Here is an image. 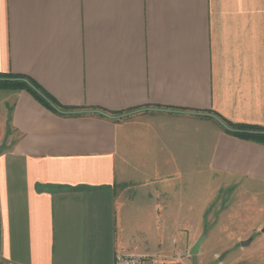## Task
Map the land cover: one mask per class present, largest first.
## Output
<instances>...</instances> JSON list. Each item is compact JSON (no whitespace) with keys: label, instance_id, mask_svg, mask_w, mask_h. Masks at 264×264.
Segmentation results:
<instances>
[{"label":"crops","instance_id":"obj_1","mask_svg":"<svg viewBox=\"0 0 264 264\" xmlns=\"http://www.w3.org/2000/svg\"><path fill=\"white\" fill-rule=\"evenodd\" d=\"M0 74L72 110L0 88L3 264L189 255L217 178L264 192L213 116L264 127V0H0Z\"/></svg>","mask_w":264,"mask_h":264},{"label":"rangeland","instance_id":"obj_2","mask_svg":"<svg viewBox=\"0 0 264 264\" xmlns=\"http://www.w3.org/2000/svg\"><path fill=\"white\" fill-rule=\"evenodd\" d=\"M225 184L217 178L215 185L210 184L206 190L210 204L198 222L203 230L200 236L206 235L203 255L191 257L186 252L188 260L184 264H264V192ZM206 187L200 186L201 196ZM244 241L250 244L242 247Z\"/></svg>","mask_w":264,"mask_h":264},{"label":"trees","instance_id":"obj_3","mask_svg":"<svg viewBox=\"0 0 264 264\" xmlns=\"http://www.w3.org/2000/svg\"><path fill=\"white\" fill-rule=\"evenodd\" d=\"M0 88H10V89H22L28 92L38 104H41L47 110L57 114L63 115L58 112L65 111L69 112L72 111L69 108L60 106L46 91H44L35 81L32 79L22 76V75H15V74H0ZM94 112H104L94 109ZM93 113V112H92ZM94 113V114H96ZM127 113V112H126ZM111 116H119L125 113H106ZM217 117L220 121L226 124L229 129L232 131H227V134L237 137L243 140L254 141L259 144L264 145V127L258 126H247V125H234L226 120L222 119L219 116L213 115Z\"/></svg>","mask_w":264,"mask_h":264},{"label":"built area","instance_id":"obj_4","mask_svg":"<svg viewBox=\"0 0 264 264\" xmlns=\"http://www.w3.org/2000/svg\"><path fill=\"white\" fill-rule=\"evenodd\" d=\"M188 255L183 252L175 253L171 257H155L138 254H118L115 256L114 264H184Z\"/></svg>","mask_w":264,"mask_h":264},{"label":"water","instance_id":"obj_5","mask_svg":"<svg viewBox=\"0 0 264 264\" xmlns=\"http://www.w3.org/2000/svg\"><path fill=\"white\" fill-rule=\"evenodd\" d=\"M58 112L62 113V111H59ZM105 117H110L109 115H106V114H103ZM214 119L216 120V122L224 129V130H227V131H232L231 129H229V127L224 124L222 121H220L219 119L215 118ZM205 237L206 235L202 234L198 239L197 241L195 242V244L192 246L191 248V251L189 253V256L193 257V256H196L198 255L199 253V249L203 243V241L205 240ZM242 247H245V246H248L250 244V241H244V242H241L240 243ZM224 255H222L220 258H219V261H221V259L223 258Z\"/></svg>","mask_w":264,"mask_h":264}]
</instances>
